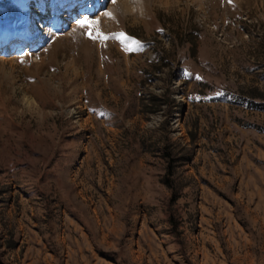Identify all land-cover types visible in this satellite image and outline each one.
Listing matches in <instances>:
<instances>
[{
  "label": "rangeland",
  "instance_id": "obj_1",
  "mask_svg": "<svg viewBox=\"0 0 264 264\" xmlns=\"http://www.w3.org/2000/svg\"><path fill=\"white\" fill-rule=\"evenodd\" d=\"M106 1L1 48L0 264H264V0Z\"/></svg>",
  "mask_w": 264,
  "mask_h": 264
},
{
  "label": "bare ground",
  "instance_id": "obj_2",
  "mask_svg": "<svg viewBox=\"0 0 264 264\" xmlns=\"http://www.w3.org/2000/svg\"><path fill=\"white\" fill-rule=\"evenodd\" d=\"M20 1H21V4H23L22 7L24 9V11L21 9L24 12L23 13L24 16L22 15V17H24L23 18L24 22L21 27V32H23V36L20 38H17L16 33H14L13 31H12L13 33L8 32L7 28H8V25H10L11 23H9L7 27L5 26V28L0 27V31H3V29L5 30V32L0 33V52L3 46L4 48L6 46V49H11L12 51L19 50V49L21 50L25 46H27L26 49L28 48V46L30 47V45L33 46L35 44V41L41 40L44 38L43 37L44 34H42L41 36V34L38 33L39 31L37 32L36 28L38 26V22L44 21L45 17L49 18V16H47V13L48 14L58 13L59 11H61V8H63L64 5H65L64 9H69L71 7L70 5L71 3H74V4L77 3V0L76 1L75 0H64L65 2L63 3L60 1L58 3L54 2L51 5H47L48 0H20ZM80 1L82 2L83 0H80ZM104 1L100 0L99 3H103ZM14 2L15 4H17L16 0H14ZM105 3H107V1H105ZM15 6H18V5H15ZM80 11L83 12L84 11L83 8L78 9L77 13H79ZM58 15H56L57 17L56 19L63 20V18L62 17L59 18ZM6 19L10 20L9 16ZM14 21H13L14 24L13 23L11 24L12 26L15 25ZM2 53H5V52H2Z\"/></svg>",
  "mask_w": 264,
  "mask_h": 264
},
{
  "label": "trees",
  "instance_id": "obj_3",
  "mask_svg": "<svg viewBox=\"0 0 264 264\" xmlns=\"http://www.w3.org/2000/svg\"><path fill=\"white\" fill-rule=\"evenodd\" d=\"M251 92H253V91H251ZM243 94L244 95H242V94L240 95L241 98H238L239 100H241L240 103H246L249 107H252L254 109L264 110V102H257V101L254 100V98H257V97L263 98V96L259 95V93L258 94L253 93V94H251L249 96L247 94H245V93H243ZM243 98H245V99H243ZM151 99L155 100L154 97H151ZM153 104L155 105V104H158V103L155 101ZM151 111H154V110L152 109ZM169 154H170V152L167 151L166 152V156L169 155ZM171 160H172V162H171V168H172L173 161H175V159L172 158Z\"/></svg>",
  "mask_w": 264,
  "mask_h": 264
},
{
  "label": "snow or ice",
  "instance_id": "obj_4",
  "mask_svg": "<svg viewBox=\"0 0 264 264\" xmlns=\"http://www.w3.org/2000/svg\"><path fill=\"white\" fill-rule=\"evenodd\" d=\"M81 23V25L83 26L85 23H87L86 21H81L80 22Z\"/></svg>",
  "mask_w": 264,
  "mask_h": 264
}]
</instances>
